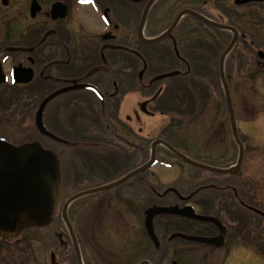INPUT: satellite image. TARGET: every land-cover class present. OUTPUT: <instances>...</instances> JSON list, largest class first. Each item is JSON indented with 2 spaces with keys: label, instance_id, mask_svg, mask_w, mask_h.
<instances>
[{
  "label": "flooded vegetation",
  "instance_id": "af4514ba",
  "mask_svg": "<svg viewBox=\"0 0 264 264\" xmlns=\"http://www.w3.org/2000/svg\"><path fill=\"white\" fill-rule=\"evenodd\" d=\"M224 1L228 0H214L207 10H201L216 25L237 31L235 45H251L254 50L245 63L230 56L231 52L225 57L226 83L233 85L230 71L244 77L247 69V75L251 72L258 88L264 90V0L246 5ZM182 11H192V0H0V141L16 147L38 142L54 153L61 193L49 226L25 230L9 239L0 237V264H228L237 260L231 249L264 263V95L251 121V149L244 131L236 126L243 146L238 172H209V179L194 185L191 180L188 185L177 181L164 186L148 176L153 167H171L159 159L158 149L195 168L158 145L153 165L125 179L150 162L153 142L163 141L179 152L166 126L149 139L145 121L155 114L148 107L155 104L158 114L170 120L161 109H174L180 90L192 93L193 104L197 85L201 91L206 78L217 77V87L223 91L220 57L234 39L233 32L206 26L202 43L192 17L183 15L166 38L148 43L163 36ZM211 12L219 19L213 20ZM151 19L158 25L167 21L153 36L148 34ZM250 27L252 31L247 30ZM223 44L227 46L222 51ZM75 85L94 91H73L51 100L42 123L56 140L42 136L35 124L39 105L49 95ZM154 89L150 98L135 103V110L139 93ZM38 92L44 94L38 96ZM119 96L117 111L113 102ZM38 97L42 99L36 106ZM92 103L103 107L98 114L90 111ZM144 103L146 114L140 109ZM121 110L130 115L116 116ZM224 120L220 123L225 129L208 127L210 142L223 145L227 140L228 115ZM240 121L244 128L247 121ZM41 138L46 145L37 141ZM234 143L235 162L226 166L210 162V167L235 168L239 147ZM245 163L251 173H246ZM120 181L112 189L92 192ZM74 185L80 190L64 198L62 189ZM77 194L82 195L69 202ZM152 206L190 211L187 217L157 215L149 225L146 211ZM192 210L216 223L192 219ZM150 226L156 243L149 237ZM223 228L222 246L192 241L217 238Z\"/></svg>",
  "mask_w": 264,
  "mask_h": 264
},
{
  "label": "rangeland",
  "instance_id": "374dc122",
  "mask_svg": "<svg viewBox=\"0 0 264 264\" xmlns=\"http://www.w3.org/2000/svg\"><path fill=\"white\" fill-rule=\"evenodd\" d=\"M214 0H197V2H194L192 0V11L196 12L200 16L207 18V14L203 12L202 10H207L208 5H211ZM232 0L224 1V3L231 4ZM163 7L161 4L160 7ZM202 9V10H201ZM155 13V12H154ZM211 18L213 20H218L219 18L215 15L210 14ZM185 20H189L188 18ZM169 21V20H168ZM151 26L149 31V36H153L161 32V30L167 25V21H164L163 23L166 24H157L154 22L153 19H151ZM192 26L194 27L195 31L201 32V38L200 41L202 43L205 42V35L207 34V29L205 25L197 22L192 18ZM253 29V27H252ZM251 27L247 30L252 31ZM249 39V38H248ZM227 44L222 45V51L225 49ZM220 51L216 54L217 58ZM253 47L251 45H243V44H237L235 48L231 51L230 56H233L235 59L239 58L242 62H246V57L252 58L253 57ZM216 58V61H217ZM245 58V59H243ZM244 72V71H243ZM206 73V72H204ZM230 74V80L232 82V86L229 84V90H230V97L233 104V109L236 117V126L245 133V143L246 146H248L250 149L252 148V139L249 137L253 136L254 129L251 128L252 124L251 121H253L254 114L256 113V107L258 105L259 98H262L264 95V90L259 89L257 85V81L255 78L253 79L252 73L247 75V69L245 70L244 77L235 75L236 71ZM238 77H241V79H238ZM216 79V81H215ZM229 80V82H230ZM219 80H217V77H212V79L206 78V84H200L202 87L201 91L199 90V85H197V91L196 93H193L194 101L195 103L192 104V93L190 92H183L179 91L178 93V99L179 101H176L175 108L174 109H168L164 108L161 109V111L164 112V115H169V119H167L163 115H159L155 104H152L150 107H148V110L150 113L155 114L154 118L146 117V132L149 136V139H154L156 136L160 134L162 129L166 126L167 133H170L171 140L174 142L175 148L179 150L180 153H185L187 156L191 157L196 163H199L201 165L210 166V162H213L215 164L220 165H229L231 163H234L237 158V146L234 143V139L231 135V130L228 127V133L229 136L227 140L223 143V145H220L219 142H213V140L210 142L207 137V130L209 126L214 127L215 129L222 128L225 129L226 127L221 124V120H224V118L227 117V108L226 103L224 99L223 91L219 90L217 86ZM156 90L149 91L148 94L139 93V97H136V100L134 101V109L136 110L135 103L137 101H140L142 99L150 98ZM203 91V92H202ZM38 96L43 95L44 93L38 92ZM191 99H190V98ZM74 98V97H71ZM42 97H38L36 106L41 101ZM122 97H118L116 101L113 103L117 105V111L119 109V106L121 107V104L119 105V100L121 101ZM187 100V101H186ZM185 101L187 103H185ZM189 101V102H188ZM116 102V103H115ZM188 103L190 105H188ZM91 104L90 111L92 109L94 112L98 114V110H100V107L97 103ZM187 104V105H185ZM35 106V107H36ZM34 107V106H33ZM103 108V107H101ZM115 108V107H114ZM52 108L46 109V112L48 113L49 110ZM123 109V108H122ZM114 110V109H113ZM112 110L113 117L115 116ZM34 111V110H33ZM89 111V109H88ZM45 112V113H46ZM126 113L121 110V113H117L118 115H130L128 111H125ZM110 115V113H109ZM91 116V114H90ZM99 116V115H98ZM168 117V116H167ZM241 119H245L247 122L244 123V128H242V122ZM239 120V121H238ZM249 120V121H248ZM171 123H170V122ZM225 121V120H224ZM88 122L87 120L85 123ZM228 122V121H227ZM171 126H170V125ZM88 130V128L85 125V129ZM102 130V129H101ZM37 141H40L43 143V145H46V141L41 139H37ZM213 145V146H212ZM216 145V146H214ZM224 150L222 155H219L218 153L220 151ZM158 156L161 161L164 163L167 162L171 164L170 168H166L165 166H156L150 169L149 171V179H155L161 182L162 185H172L173 183L180 181L182 182V185H188V181L192 180V185H194L196 182L205 181L210 178L211 173L200 170V169H193L189 166L184 165L181 161L176 159L174 156L168 155L167 153L163 152L161 149H158ZM192 161V160H191ZM246 167H244L246 173L250 172L252 169L249 168L251 166H247V163H245ZM251 173V172H250ZM217 175V174H216ZM218 176V175H217ZM70 178L67 177V180ZM184 188V187H183ZM80 190L79 186L75 185L73 187H67L62 189V196L64 198H68L71 194L77 192ZM164 190V188H162ZM116 191H114L112 194H114ZM108 196V195H106ZM150 201H152L150 197ZM152 203H150L151 206ZM76 203L73 206V211L76 208ZM231 254L236 255L237 254V260L229 261L228 264H264L262 260H259L258 257L249 256V254L245 253L242 255L241 252H235L234 249L230 250ZM233 255V256H234ZM229 257L231 255L229 254Z\"/></svg>",
  "mask_w": 264,
  "mask_h": 264
},
{
  "label": "water",
  "instance_id": "95a60500",
  "mask_svg": "<svg viewBox=\"0 0 264 264\" xmlns=\"http://www.w3.org/2000/svg\"><path fill=\"white\" fill-rule=\"evenodd\" d=\"M254 1L255 0H235V4L246 5ZM183 15H189L195 18L196 20L202 22L203 24L212 27H219L234 33V39L220 57V68H221L220 78L222 80L224 87L225 101H226L233 137L239 147V157L237 162L238 165L235 168L226 171L207 167L190 161L189 159L177 153L171 147L166 145L164 142L156 141L155 143L152 144L151 161L142 169L136 170L130 175H128V177H126L125 179H128L138 174L142 170L148 169L150 166H152L154 162L155 148L159 144L167 146L170 149V151L180 160L198 169L211 171L215 173L234 174L238 172L240 168V164L243 156V147L240 144L237 137L230 92L228 90L222 70L223 60L234 45L235 40L237 38V32L235 29L232 28L220 27L215 23L204 19L203 17H201L200 15L196 14L193 11H182L178 15L173 26L163 36H161L158 39L149 41L148 43H152V44L157 43L163 40L164 38H166L167 35L171 32L172 28L176 25L178 20ZM78 90L94 91V89H92L89 86L75 85L63 89L61 91L55 92L49 95L41 102L35 116L36 128L41 135L56 140V138L53 135H51L46 131L42 123V114L45 109V106L51 100H53L54 98H56L61 94H65L72 91H78ZM158 94L159 92L156 94V96ZM145 106L146 103L142 104L140 109L143 113L146 114L144 110ZM120 183L121 181L109 186L98 188L92 192H101V191L109 190L118 186ZM82 194H86V193H82ZM82 194L75 195L69 200V202L75 200L77 197H79ZM59 199H60L59 164L55 155L52 152L44 150L37 142L26 144L20 147H14L4 142H0V237H3L4 239H9L12 236H16L27 229L47 227L53 219ZM66 207L67 205H65L63 209L64 214L66 211ZM189 211L190 210L188 208L180 210L177 207L152 206L146 211V222H148V224L150 225L152 218L160 214H174V215H181L187 217ZM192 219L199 220L202 222L216 223V220L214 219L196 216L193 210H192ZM148 234L150 239L154 243H156V239L154 237V233L152 231L151 226L150 229L148 230ZM175 236L185 240H190L189 237L183 235H175ZM224 239H225V230L223 228L221 229L220 235L217 238L214 239L192 238V241L199 242L205 245H214L219 247L222 246V244L224 243Z\"/></svg>",
  "mask_w": 264,
  "mask_h": 264
}]
</instances>
